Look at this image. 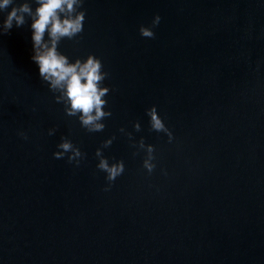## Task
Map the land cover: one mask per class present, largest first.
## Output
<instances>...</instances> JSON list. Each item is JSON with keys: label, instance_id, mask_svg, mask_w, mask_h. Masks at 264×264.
<instances>
[{"label": "water", "instance_id": "95a60500", "mask_svg": "<svg viewBox=\"0 0 264 264\" xmlns=\"http://www.w3.org/2000/svg\"><path fill=\"white\" fill-rule=\"evenodd\" d=\"M82 8L83 31L59 50L108 72L102 131L39 78L30 20L0 34V264H264V0ZM153 105L172 142L151 128ZM62 136L86 154L79 165L53 156ZM97 148L125 163L108 191Z\"/></svg>", "mask_w": 264, "mask_h": 264}, {"label": "clouds", "instance_id": "9594fccd", "mask_svg": "<svg viewBox=\"0 0 264 264\" xmlns=\"http://www.w3.org/2000/svg\"><path fill=\"white\" fill-rule=\"evenodd\" d=\"M83 4L84 0H0V14H3V19L0 20V34L9 32L13 26L19 28L30 20V59L37 66L39 78L47 83L50 90L59 93L55 99L64 103L67 115L77 116L83 128L89 132H97L105 128L103 119L112 115L110 110H105L107 100L103 98L110 91L109 86L103 83L109 74L102 70V61L94 54L90 53L85 59L77 58L73 62L59 50V42L63 38L72 39L83 31L86 18ZM160 20V15L156 14L150 26L142 24L139 28L140 35L153 37V28ZM146 114L151 128L167 133L169 142H172L173 133L159 115L156 106L148 108ZM133 127L139 130L140 123L135 122ZM54 131L55 128H49L48 134L52 135ZM119 131L124 132V128L121 127ZM18 134L24 139L28 138L23 131ZM112 139L105 140L104 144L110 145ZM56 147L59 150L53 152L55 158L67 155L68 162H74L76 165H79L86 155L72 140L63 136ZM141 147L147 148L148 158L143 161V166L151 172L155 167L152 163L154 148L150 144L145 146L143 140ZM95 155L99 157L96 167L106 173L105 179L109 183L105 185L104 191H108L111 182L123 174L125 163L122 159L109 163L99 148L96 149Z\"/></svg>", "mask_w": 264, "mask_h": 264}]
</instances>
